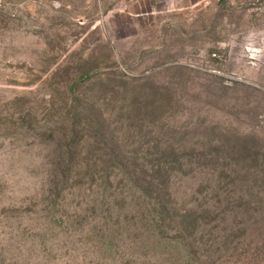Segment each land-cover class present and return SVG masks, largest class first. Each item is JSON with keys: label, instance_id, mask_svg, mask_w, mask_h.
<instances>
[{"label": "rangeland", "instance_id": "374dc122", "mask_svg": "<svg viewBox=\"0 0 264 264\" xmlns=\"http://www.w3.org/2000/svg\"><path fill=\"white\" fill-rule=\"evenodd\" d=\"M0 264H264V0H0Z\"/></svg>", "mask_w": 264, "mask_h": 264}, {"label": "trees", "instance_id": "16d2710c", "mask_svg": "<svg viewBox=\"0 0 264 264\" xmlns=\"http://www.w3.org/2000/svg\"><path fill=\"white\" fill-rule=\"evenodd\" d=\"M109 145V144H108ZM112 147V146H111ZM111 152H113L112 150H110ZM148 170H149V168H147ZM151 169V168H150ZM153 169V168H152ZM215 208H214V206H210V207H205L204 208V210L205 211H213ZM202 212V211H201ZM202 219V218H201ZM201 222H202V220H201ZM201 222H199V224H201ZM180 225H182V222H180ZM205 234V233H204ZM204 234H202V235H200L199 236V240L200 241H202V240H204V238H203V235ZM205 242V244L206 245H208V248H209V250H210V254L209 255H213V253H212V251H214L213 250V246H212V244L211 243H209V240H205L204 241ZM173 248L176 250V252H181V251H183L184 249H183V247H182V243L180 242L179 244H175V245H173ZM184 251H188V253H190V249L187 247ZM215 252V251H214ZM188 256L189 255H185L184 257L185 258H188ZM185 258H182V259H184V261L186 260Z\"/></svg>", "mask_w": 264, "mask_h": 264}]
</instances>
